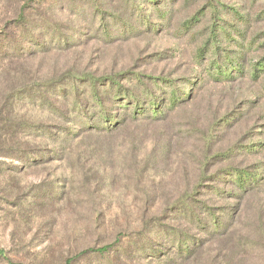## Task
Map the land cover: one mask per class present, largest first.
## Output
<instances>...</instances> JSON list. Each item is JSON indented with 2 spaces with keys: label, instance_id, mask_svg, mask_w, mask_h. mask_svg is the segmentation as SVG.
Listing matches in <instances>:
<instances>
[{
  "label": "rangeland",
  "instance_id": "1",
  "mask_svg": "<svg viewBox=\"0 0 264 264\" xmlns=\"http://www.w3.org/2000/svg\"><path fill=\"white\" fill-rule=\"evenodd\" d=\"M94 1L111 24L109 38L96 29L99 20L88 0H76L86 11V23L62 9L60 0H0V33L24 9L27 30L37 33L41 23L54 21L71 42L64 49L26 54L6 69L9 85L68 70L78 79L87 115L79 116L77 107L67 119L52 118L49 102L65 103L56 94L47 107L38 100L17 103L12 118L42 123L43 130L14 134L0 146V249L12 261L0 257V264H64L68 258L70 264H264V65L259 64L264 62V0H215L216 12L207 0H159L158 5L131 0L138 7L133 15L117 0ZM113 11L117 27L108 16ZM139 17L150 30L141 27ZM124 24L132 28L126 38L119 34ZM212 27L222 30L215 40ZM23 43L24 50L33 51ZM213 61L228 77L213 74ZM116 74L124 89L136 86L128 79L138 77L154 101L167 99L166 106L172 103L168 83H173L179 102L155 121L149 105L140 102L144 116L134 121L133 107L106 96L102 79ZM92 76L100 79L96 89L113 124L119 119L115 115L128 110L120 129H87L105 126L85 105ZM156 77L162 79L158 86L150 82ZM4 79L3 73L0 84ZM38 134L41 140L34 144L30 137ZM14 142L29 147L30 154L11 158ZM228 167L251 172L257 186L226 198L232 187L217 172ZM185 195L191 196L188 203L212 207L226 223L224 230L211 232L205 213L200 225L185 220L180 205ZM117 236L120 244L105 253L78 255L111 245Z\"/></svg>",
  "mask_w": 264,
  "mask_h": 264
},
{
  "label": "trees",
  "instance_id": "2",
  "mask_svg": "<svg viewBox=\"0 0 264 264\" xmlns=\"http://www.w3.org/2000/svg\"><path fill=\"white\" fill-rule=\"evenodd\" d=\"M118 3H121V7L125 9V12H127L129 15L131 13L135 14L138 11L136 5L131 3V0H117ZM144 2H152L154 5H158L159 0H143ZM174 0H170V2H173ZM215 0H207V5L210 7V10L212 12L217 11V7L214 5ZM130 2V4H129ZM85 3V2H84ZM41 4V3H38ZM88 8L94 9L96 11L97 15L95 16V20H99L98 27L96 28L99 33L102 34V36L109 38L111 37V34L109 32V28L111 24L109 21L106 23V17L104 14V11L102 10L101 5L99 3H96L94 0H88V3H86ZM59 6L62 9H67L71 12H73L74 16L77 18V21H87L86 11H84L82 4L80 9L78 6V2L76 0H60ZM75 7L77 9H75ZM223 6L224 9H227V11L232 12V14H236V11ZM86 8V9H88ZM24 9L20 13L18 20L13 21L12 23H9V25L0 33L1 39H2V47H0V77H3V73L5 74V79L0 84V146L3 145L5 140H11L13 138L14 134H19L22 132H30L29 130L35 129L36 131L43 130V124L38 123L36 125H32L29 123V121H18L12 118L13 111L16 109L17 103L19 101L22 102H29L34 103L37 100L39 101L40 107H47L49 109L52 108V113L54 116L52 118H57L59 120H62L63 118H69V114H72L74 110L78 109V115L79 116H85L86 112L81 110V99L80 95L78 94V87L76 86L78 79L71 76V73L68 72V70H65L63 73H60L57 76H50L45 77L42 80H30V83H26L23 86H13L9 85L8 79H7V71L12 69V65L16 63L18 60H21L25 55L29 54H37L39 52H43L45 50L50 49H64L67 45L71 44L69 38H67V33L60 29L58 25L55 24L54 21L47 20L44 23H41L39 27L37 28V33H34L33 31L30 32V30H27L26 28V22L23 21L24 17ZM131 14V15H133ZM237 15V14H236ZM109 18L112 21L113 26H118L120 23L118 22L119 17L113 11V13H110ZM194 18L185 21L183 24V27H188ZM139 24L141 23V27H144L145 30H150L149 28V22L146 19H143L141 17L138 18ZM86 23V22H85ZM90 26H93V23H88ZM124 24L122 25V28L119 27V30L122 34L123 38H126L132 30L130 25ZM116 26V27H117ZM213 30H216L217 35L211 36L210 38L215 40L217 37H220L222 34V30L220 28L213 29L211 28V32ZM34 33V34H33ZM214 33V32H213ZM118 34V36H120ZM38 38V39H37ZM215 38V39H214ZM28 40V41H27ZM56 41V43H54ZM23 42H28L30 46H32L31 50L33 51L29 52L28 50H24V47L22 44ZM54 43V44H53ZM53 44V45H52ZM51 45V46H50ZM226 59V55L223 57V60ZM230 60L228 59V62ZM218 61H213L210 63V68H215V72L213 74L217 78H225L228 77V73L226 74L225 69L219 67L217 65ZM259 64L264 65V62H260ZM217 65V66H216ZM238 67H233L234 70H238ZM254 74H258V71L256 69L254 70ZM120 75H109L104 77L102 80L105 81V86H107V90L105 91L106 96L109 100L115 102L117 100L120 101L124 100L126 103L124 104L125 108H131L133 107L132 112V118L134 121L138 119V116H144L143 114V107L140 108L138 103L142 102L144 105H149V111L152 113V116L150 115V120H158L161 118V113L163 112V109L166 107L171 110L173 109L177 103L179 102V98L176 94L175 88H173V83H168V87L171 88L169 99L172 103L169 104V106H166V101L163 102H156L154 101V94L150 92L149 87L147 84H145L144 81L140 80L138 77L130 78L128 79V83L132 85H136L131 88L124 89V85H122L121 79H119ZM126 77V75H125ZM123 77V79L125 78ZM89 91H86L84 100L86 107H92L94 111V117L98 116L99 119L104 123V127H87L89 130H95L96 132H110L112 130L120 129L121 126H123L128 120V110L126 113H123L122 117L115 115V117H119L118 120H116L113 124L111 121L113 119V116H111V113L109 111L110 108L106 105L105 97H101L98 94V91L96 89V83L99 77H89ZM101 78V77H100ZM158 80L162 81L160 78H150V82L154 86H158ZM215 80V79H213ZM74 84V85H73ZM60 95L64 100L65 103H60L56 99L54 104H50L47 106H44L47 100L49 99L50 95ZM176 98V99H175ZM162 103V104H161ZM44 110V109H43ZM91 128V129H90ZM31 134V133H28ZM34 134H37L34 132ZM12 136V137H10ZM30 136V135H28ZM41 136L33 135L30 137L31 141L36 144V142H40L38 138ZM2 148V147H1ZM0 148V149H1ZM249 150V149H248ZM31 149L29 147H23L21 143H13L11 146V150L8 153L11 158H22L26 157L30 154ZM251 152V149H250ZM1 154V153H0ZM206 158V157H205ZM209 157L206 158V160ZM28 160L27 158H25ZM205 167H203L204 169ZM223 173L226 177H228V181L230 182V187L232 189L229 191V193L226 195V198H237L240 197L242 194L246 192V190L250 189V187L257 186L258 181L255 179V175L251 172H248L247 170H240L235 167H228L227 169H222L221 171H218L217 173ZM205 173V172H204ZM216 173V174H217ZM253 176V177H251ZM204 177V176H203ZM210 180L213 179V176L209 177ZM199 184V182H198ZM212 192H214L217 195H220L223 193L220 188H211ZM186 196V195H185ZM191 198V196H186V201L183 199L180 202L181 208H184L183 211H185V220H188L191 223H196L197 225L201 224V215L203 213L206 214L208 217V228H210L211 232H217L219 230H224L226 227V223L217 219V217L214 214V209L212 207H207L205 205H198L200 203L199 201H195L194 203H188L187 199ZM204 211V212H203ZM231 218V217H230ZM217 219V221H215ZM115 244H120V239L117 236L114 240V242L111 245H105L101 247H88L86 250H82L78 255L80 254H87L89 252H97V253H105L110 247L114 246ZM186 253H190L191 250L188 249V246H185ZM0 257L4 258L7 262L12 263V261L5 255V252L3 249H0ZM71 259H66L64 264H70ZM16 264H23L21 262H18Z\"/></svg>",
  "mask_w": 264,
  "mask_h": 264
}]
</instances>
